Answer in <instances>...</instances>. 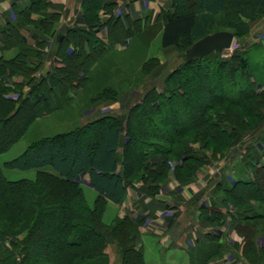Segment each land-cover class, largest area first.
<instances>
[{"label":"trees","instance_id":"1","mask_svg":"<svg viewBox=\"0 0 264 264\" xmlns=\"http://www.w3.org/2000/svg\"><path fill=\"white\" fill-rule=\"evenodd\" d=\"M24 4L12 3L14 18L0 25V53H13L10 58L0 56V130L2 125L6 130L0 135V154L21 139L29 123L67 107L74 91L83 87L72 82V76L91 78L94 64L117 43L132 45L133 37L146 36L161 25L160 48L173 47L183 57L194 42L214 32L228 31L236 41L245 39L249 23L264 16V0H172L151 25L149 18L123 21L114 16L112 0H85L82 22L60 34L55 26L60 6L49 0H25ZM101 10L108 15L105 23L100 21ZM96 27L107 28L106 44L96 37ZM23 31L31 36L32 46ZM48 42L55 44L60 66L40 74L35 82ZM21 66L22 73L16 68ZM157 66L155 57L146 60L144 75ZM19 74L23 83L13 85L17 89L29 85L28 95L9 98L5 82ZM214 74L220 77L219 83L210 77ZM252 75L243 45L225 60L216 53L191 62L183 58L162 89L150 87L143 92L141 101L127 110L124 124L118 116L106 115L29 144L4 167L36 170L35 180H8L0 166V264H109L106 249L110 245L115 246L120 264H146L142 250L136 248L143 218L115 217L106 225L102 206L120 205L127 188L137 182L146 186L149 195L156 194L162 184L159 178L171 162L175 180L189 182L215 158L209 147L219 148L221 156L238 145L264 122V84L251 80ZM236 76L243 77L244 84L235 92L226 90L223 82L227 79L237 86ZM115 89L112 85L102 88L94 100L106 101L112 93V100H117ZM42 100L46 103L38 114L32 105ZM25 107L28 121L10 129V122ZM179 115L188 122L177 130ZM248 118L256 120L252 127ZM84 136H90L91 143H84ZM244 150L239 175L215 185L216 200L200 209V219L213 229L229 221L243 236L239 256L229 264H264V247L256 243L258 237L264 239V133ZM83 177L96 193L93 208L85 201ZM223 242L219 231L207 233L189 250L188 264H222L227 251Z\"/></svg>","mask_w":264,"mask_h":264},{"label":"rangeland","instance_id":"2","mask_svg":"<svg viewBox=\"0 0 264 264\" xmlns=\"http://www.w3.org/2000/svg\"><path fill=\"white\" fill-rule=\"evenodd\" d=\"M160 26L161 25L157 26L155 31L151 33L147 32L146 36L139 35L137 37H133L132 45H130L129 48H123L122 50H120V52L117 53L112 50L103 55L99 59V61L94 64L95 66H97L96 69L92 73L89 72V74H91V78L88 77V79L82 80L80 78H77L75 75V77L72 76L71 81L82 83L83 87L74 91L76 92V94L74 93L75 95L67 105V107H65L64 109H56L50 113L43 114L40 118L29 123L26 126L24 135L21 137V139L12 147H10L8 151L0 154V166L2 168L4 177L11 181L35 180L36 170H10L4 167V163L22 155L29 144H31L33 141L45 137H50L58 133L60 134L69 132L78 127L85 126L89 122L102 116L104 112L113 114L115 113L118 114V116L124 117L126 116L127 110L134 103H139L141 101L143 92L146 89L150 87L162 89L165 78L171 71H173V69H175L182 63L183 57L180 56V53H178L173 47L167 50H163L160 48ZM245 41V39H241L238 41L234 39V44H236L237 46L246 45L247 42ZM32 44L33 43H31V46ZM53 47L54 45L51 46V49ZM12 54L13 53H7L6 55L10 56ZM156 54L158 55V58L155 56ZM216 54H218L219 59L225 60L228 58L225 56V53L223 54L221 52ZM46 57L47 59L50 58L49 55H47ZM151 57H155L158 60V66L151 70L148 75H144L142 66L144 65V62ZM261 60L263 59L261 58L259 60L257 57L252 56L250 62L251 72L253 74V78H251V80L255 79L256 76V79L260 83L262 82L261 77L262 73L264 72V70H262L263 63ZM69 65L71 64L69 63ZM58 66L60 65L58 64ZM48 67L51 68L52 64H50ZM16 68L20 73L24 72L23 66ZM52 69H54V66ZM41 70H39V72ZM42 71L44 72V70ZM260 71L261 73L259 74ZM86 72L87 71H85V76L86 74H88V72ZM38 73L35 74V82L39 80ZM254 73H256L255 76ZM210 77L214 81L217 80L219 83V76L214 74L210 75ZM23 80L24 79L22 74H19L13 76L11 78V82H5L7 88L10 91L7 95L9 98L17 99L20 94H22L23 97L28 95V92L30 90L29 85L26 84L19 89H17V87L15 86L23 83ZM235 82L237 83V86H233L232 83L226 79V81L223 82L224 88L226 87V90L235 92V90L239 88V85L242 86L244 84V78L236 76ZM111 85L113 87H116L115 92L118 95L117 100H112V97L114 96L113 93V96H111V94H108V97L105 98L106 101L94 100L98 93L102 91V88ZM215 90L214 92H216ZM122 95H124V97H127L128 99L125 100L124 97L121 98ZM191 95L195 98L196 92L192 91ZM45 103L46 101L42 100L37 104H33L32 107L35 112L38 113L40 109L44 108ZM122 105H125L123 110H121ZM187 108L189 110L191 109V111L196 110V107L193 108L187 106ZM119 110H121V112H119ZM244 112L241 111V114H243ZM28 113L29 111H27L26 107L23 108V111H21V113L16 118H14L13 121L10 122V129H18L23 123L27 122ZM244 117H246V114H244ZM178 120L179 123L175 127L177 128V130L183 127L188 122L187 117L183 115H179ZM248 121L250 127H252L253 123L256 122V120H252L249 118ZM147 122L148 121H145V123ZM149 124H151V122ZM2 129L3 130H0V135H3V133L6 131H4V125H2ZM263 133L264 122L246 133L244 135L245 137L238 145L231 147L225 154L221 156V151L219 148L213 147L212 149L211 147H209L207 151L209 152V154L213 153L215 158L212 159V161H210L209 163L202 166L196 172L194 178L186 183H179L175 180L173 174V168L175 164L171 162L163 178H159L162 184L156 194L160 192V189H165L168 184L175 183L178 185L177 189L192 185L194 187V190H198L197 192H199L198 194L201 196L208 188H212L213 191V188L218 182H225V180L227 179L231 181L232 178L235 179V177L239 175V170L241 168L240 163L245 152L244 149ZM83 142L91 143V137L84 136ZM195 146L196 148L199 147L198 144H195ZM82 182H84L83 178L81 179V185L83 188L86 204L89 208H93L96 201V193L89 190L88 187L84 185L85 182ZM194 196L196 199V194ZM220 196L221 195H219L218 197ZM212 199H215L213 195ZM102 208V221L104 224L108 225L115 217H117V208L109 203H106L105 206L103 205ZM222 213L225 214V210H223ZM258 230V233H260V229ZM215 231L220 232V236L224 241L223 243L226 244L227 251L224 255V260L226 263L224 262V264H229L232 257L238 258L239 252L244 244L243 236L237 233L233 227L229 226V221H226V223L221 228L215 229ZM143 242V252L146 264H188L187 252L185 251V249L175 250L174 248H165L163 244L161 245L160 239L158 237H153L150 235H144ZM256 243L258 246L262 248L264 247V239H262L261 237H258V239H256ZM233 246L238 247L237 253L232 251L234 248ZM106 253L109 258V264H120L114 245L108 246L106 249Z\"/></svg>","mask_w":264,"mask_h":264},{"label":"crops","instance_id":"3","mask_svg":"<svg viewBox=\"0 0 264 264\" xmlns=\"http://www.w3.org/2000/svg\"><path fill=\"white\" fill-rule=\"evenodd\" d=\"M52 4L61 7L59 13V20L55 24L56 31L60 34L65 33L68 29L73 28L77 23L82 22L83 14V3L85 0H49ZM116 3V7L113 9V14L116 17L121 18L125 21V18H130V20H141L144 21L149 18V24L153 25L161 13L162 10H167L171 6L172 0H112ZM25 0H0V25L3 21H7L9 18H14L13 12L11 10V4H16L23 6ZM100 21L103 23L108 19L102 10L99 12ZM250 30L248 36L245 38L246 45H243L246 51V57L249 62H251V57L255 56L259 60L262 58V66L264 70V16L254 22L249 23ZM96 37L104 42H108V30L107 28L96 27ZM23 34L29 40V43H33L31 36L25 31ZM54 47L51 49V46ZM129 41L126 45L116 44L114 46V52H120V50L129 48ZM50 46V47H49ZM55 44L48 42L46 46V53L42 61L41 70L38 73L44 74L50 72L54 66H58V61L55 57ZM172 47H168L163 50H167ZM7 53H0V56L5 58H10L13 56L6 55ZM10 54V53H9ZM249 54V55H248ZM47 55L50 58L47 59ZM158 58V55H155ZM52 64V67L48 66ZM251 68V67H250ZM261 70V71H262ZM52 71V70H51ZM259 72V74L261 73ZM264 73V72H263ZM262 73V82L260 83L255 76V80L259 84H264V74ZM126 96V95H125ZM130 96V94H129ZM124 95L121 96V98ZM125 100L128 98L124 97ZM122 100V99H121ZM123 108L125 105L121 106ZM119 110V112H121ZM106 115L118 116V114L106 113L100 117ZM99 117V118H100ZM122 124H124L125 117L118 116ZM216 175V174H215ZM84 185L88 187L89 190L95 191L88 184V178L83 177ZM177 184L170 183L165 189H160V192L154 195H149L147 193V188L142 182H137L133 184L132 187H128L126 191L125 200L120 205H114L110 202L109 204L117 208V217L122 218L124 216L130 217L135 220L137 217H142L143 222L139 227V233L136 241V248L144 251L143 236L150 235L153 237H158L160 239L161 245L165 248H174L175 250L185 249L188 252L192 249L198 239L204 240L207 233L216 232L215 229L210 227V225L200 219V209H207L211 205L212 195L214 188L206 189L203 195H199L197 191L194 190L192 185L177 189ZM196 194V199L195 195ZM198 194V195H197ZM194 199V200H193ZM220 233V232H219ZM236 252L235 250H232ZM237 253V252H236ZM144 255V252H143ZM145 261V259H144ZM225 260L223 259L224 264ZM146 263V262H145ZM226 263V262H225Z\"/></svg>","mask_w":264,"mask_h":264},{"label":"water","instance_id":"4","mask_svg":"<svg viewBox=\"0 0 264 264\" xmlns=\"http://www.w3.org/2000/svg\"><path fill=\"white\" fill-rule=\"evenodd\" d=\"M234 36L228 31H219L206 35L194 42L183 53L186 62L206 57L212 53H221L229 50L234 42Z\"/></svg>","mask_w":264,"mask_h":264},{"label":"built area","instance_id":"5","mask_svg":"<svg viewBox=\"0 0 264 264\" xmlns=\"http://www.w3.org/2000/svg\"><path fill=\"white\" fill-rule=\"evenodd\" d=\"M238 48V46L236 44H232L231 48L229 50H226V51H223L222 53L224 54L225 53V56L226 57H230L231 54L233 53L234 50H236Z\"/></svg>","mask_w":264,"mask_h":264}]
</instances>
